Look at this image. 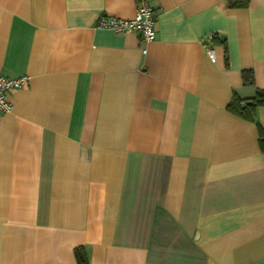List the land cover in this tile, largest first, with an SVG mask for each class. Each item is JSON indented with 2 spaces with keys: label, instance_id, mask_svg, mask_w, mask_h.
Here are the masks:
<instances>
[{
  "label": "crops",
  "instance_id": "0c3cea01",
  "mask_svg": "<svg viewBox=\"0 0 264 264\" xmlns=\"http://www.w3.org/2000/svg\"><path fill=\"white\" fill-rule=\"evenodd\" d=\"M150 3L144 43L95 26L134 0H0V72L29 76L0 114V264H78L79 247L87 264H264V106L227 108L264 88V0Z\"/></svg>",
  "mask_w": 264,
  "mask_h": 264
},
{
  "label": "built area",
  "instance_id": "2783aa9c",
  "mask_svg": "<svg viewBox=\"0 0 264 264\" xmlns=\"http://www.w3.org/2000/svg\"><path fill=\"white\" fill-rule=\"evenodd\" d=\"M135 13L131 19H123L114 16L102 15L96 22L97 28L109 29L112 31H136L139 33L144 43L152 42L155 39V13L150 0H134ZM208 38H212V34H207ZM146 51L145 48L142 50ZM206 53L211 61H215V51L213 46H206ZM29 81L26 74L9 76L0 72V114L12 110V103L7 99L8 91L23 87Z\"/></svg>",
  "mask_w": 264,
  "mask_h": 264
},
{
  "label": "trees",
  "instance_id": "16d2710c",
  "mask_svg": "<svg viewBox=\"0 0 264 264\" xmlns=\"http://www.w3.org/2000/svg\"><path fill=\"white\" fill-rule=\"evenodd\" d=\"M248 4V0H227L229 7H245ZM242 78L245 84H252L253 73L251 70H243ZM264 106V88L258 89L255 95L251 98L241 99L236 94L233 95L231 101L227 105V108L248 120H254V113L257 107ZM258 143L264 152V129L258 125ZM76 260L78 264H87V258L83 248L79 247L74 250Z\"/></svg>",
  "mask_w": 264,
  "mask_h": 264
},
{
  "label": "water",
  "instance_id": "95a60500",
  "mask_svg": "<svg viewBox=\"0 0 264 264\" xmlns=\"http://www.w3.org/2000/svg\"><path fill=\"white\" fill-rule=\"evenodd\" d=\"M223 38H224V35L221 34V35H220V39H223Z\"/></svg>",
  "mask_w": 264,
  "mask_h": 264
}]
</instances>
